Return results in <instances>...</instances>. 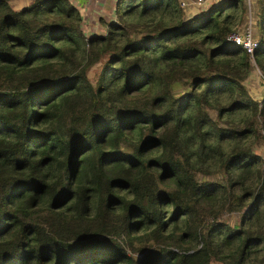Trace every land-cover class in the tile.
Instances as JSON below:
<instances>
[{"label": "trees", "instance_id": "obj_1", "mask_svg": "<svg viewBox=\"0 0 264 264\" xmlns=\"http://www.w3.org/2000/svg\"><path fill=\"white\" fill-rule=\"evenodd\" d=\"M246 13L115 0L85 34L70 0H0V264H264V95L227 38Z\"/></svg>", "mask_w": 264, "mask_h": 264}, {"label": "crops", "instance_id": "obj_2", "mask_svg": "<svg viewBox=\"0 0 264 264\" xmlns=\"http://www.w3.org/2000/svg\"><path fill=\"white\" fill-rule=\"evenodd\" d=\"M70 2L73 3L80 12L81 28L85 34L103 31L102 26L98 23L100 22V17H102L103 20L113 19L114 0H70ZM260 80L259 73L252 68L243 82L248 89L250 86H255L256 84L260 87L262 83ZM262 89H260L261 95L255 97V99L259 100L263 96Z\"/></svg>", "mask_w": 264, "mask_h": 264}, {"label": "rangeland", "instance_id": "obj_3", "mask_svg": "<svg viewBox=\"0 0 264 264\" xmlns=\"http://www.w3.org/2000/svg\"><path fill=\"white\" fill-rule=\"evenodd\" d=\"M213 1H215V0H212V2ZM26 2H27V0H9L10 5L14 8L21 7ZM212 2L209 0L208 2H206L204 4V6H209L210 4H212ZM253 2H254L253 0H245L246 11H247L246 17H245L246 20H247V18H255V11H254L255 6L253 5ZM178 4H179V7L182 9V13H183L185 19H187L186 16H190L193 13L197 12L198 7L192 5L188 0H178ZM114 6H115V0L113 3V16H112L113 18H114ZM98 23L100 26H102V30H103L104 29L103 24L101 22H98ZM257 23H258V21H257ZM255 30H256V24H255V21L252 19V34L253 35H256ZM82 31H83V29H82ZM260 81H262L260 87L258 84H256L255 86H250V88H248L249 94L254 99H255V97H259L261 95L260 89H262V87H263V80L261 79ZM236 217H237L236 213H233V212L225 213L223 215V218L226 219L230 223H233L236 220Z\"/></svg>", "mask_w": 264, "mask_h": 264}, {"label": "built area", "instance_id": "obj_4", "mask_svg": "<svg viewBox=\"0 0 264 264\" xmlns=\"http://www.w3.org/2000/svg\"><path fill=\"white\" fill-rule=\"evenodd\" d=\"M192 5L201 8L204 6L206 2L209 0H188ZM212 2V0H210ZM228 39L233 40L236 43H239L244 51L248 53L251 59V63H253V68L259 73L260 72L257 68V66L254 64V61L252 59V51L253 48L256 46V37L252 34V18L245 19L244 25L238 29L230 32L227 35ZM260 78L263 80V95H264V77L260 75Z\"/></svg>", "mask_w": 264, "mask_h": 264}]
</instances>
